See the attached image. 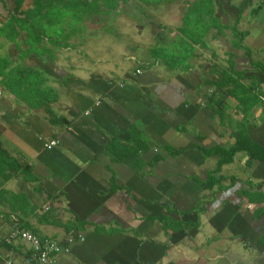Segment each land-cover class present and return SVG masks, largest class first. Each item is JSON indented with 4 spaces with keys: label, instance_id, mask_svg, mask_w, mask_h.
Here are the masks:
<instances>
[{
    "label": "crops",
    "instance_id": "1",
    "mask_svg": "<svg viewBox=\"0 0 264 264\" xmlns=\"http://www.w3.org/2000/svg\"><path fill=\"white\" fill-rule=\"evenodd\" d=\"M149 2L145 39L63 29L39 91L0 75V231L72 238L54 264H264V0Z\"/></svg>",
    "mask_w": 264,
    "mask_h": 264
},
{
    "label": "rangeland",
    "instance_id": "2",
    "mask_svg": "<svg viewBox=\"0 0 264 264\" xmlns=\"http://www.w3.org/2000/svg\"><path fill=\"white\" fill-rule=\"evenodd\" d=\"M5 1V7L7 8H12L13 7V2L11 0H4ZM31 0H26L25 1V6L29 5ZM133 2V1H132ZM179 5V4H178ZM168 5L167 3H164L162 5H152V4H145L143 6H141V8H139L138 4H134L131 3L129 4L125 10L128 11V13L125 11L124 13H115V12H111L107 13L104 12L103 14L99 13V14H92V13H85V16L83 18L82 21L80 22H76V20H74L72 18V20H68L66 21V17H64V19L59 22L62 23L61 25H58L54 28H48V33H46L47 37L49 39H57L59 43H61L63 41V38L65 36V33L62 34L63 29H65L66 31L68 30H72L75 29V27H77L78 29H82L84 31L87 30H91L93 36L95 37H99L95 34H97L98 30L103 31L104 30V45H101V48L103 49H108V47H113L115 46L116 41H120L122 42V44H126L125 42L130 40V38H128L127 35V31L128 33H130V29L126 30L124 28L121 27V25L123 26H130L132 24V26L134 27L135 22H137V26H136V30L140 33H142V35H140L141 38L145 39L147 37L146 29H142V24H143V16L142 14H140V12H143L144 15H148L149 13H153L154 15H157L156 17L158 19H164L166 20V15L168 14ZM179 9V8H178ZM0 13L5 15L6 11L2 10V7L0 6ZM180 13V10H179ZM197 13L196 9L192 10V14L195 15ZM113 15V17H112ZM141 15V19H140V23H138V19ZM175 15H177V12L175 13ZM181 15V13H180ZM125 16L129 17V19L124 18ZM71 17V16H70ZM178 20V17L176 18ZM66 21V23H64ZM68 30H67V29ZM146 28V27H145ZM124 29V30H123ZM126 30V31H125ZM125 31V32H123ZM133 32V31H132ZM200 33V37L203 39V37H205L204 34H202L201 31H198ZM52 33V34H51ZM85 34V32H84ZM91 34V35H92ZM73 34H71V36L69 37L68 43H71V41H73V38L75 37L76 40L77 37L74 35V37L72 36ZM100 37H103L102 35H100ZM47 38V39H48ZM126 40V41H125ZM79 41H81V39L79 38ZM208 41V40H206ZM51 41L50 40H45L43 41V45L40 46H36L34 47V49H29V55L26 56L27 54V50L24 47H18V45L14 42H11L9 40H6L4 37L0 36V55L10 59L9 65L10 66V70H14V68L17 66V64L19 65H29V69H33V70H40V65L41 62L45 59V57H48L49 55V51H51L54 46L52 44H50ZM208 43V42H207ZM118 42L116 43V45L118 46ZM55 45V44H54ZM173 45L169 44L168 47H172ZM46 48L48 50H46ZM52 48V49H50ZM152 48H155L154 46H152ZM174 49V46H173ZM177 51H172L171 49L168 48V55L170 56V58L179 60L182 56L183 53H181L179 48H176ZM96 52L92 51V52H87L89 55H91V57L96 58L94 60L95 62H99L100 58H103L104 60H110V61H120L123 65H127L129 62L127 60H129V58H127V55H120V54H116L114 52L111 51H105L104 53L99 52V50H95ZM147 48L146 49H140L138 48V55L142 56L141 53H144V56L147 55ZM157 51V55H159L160 53V49L156 50ZM140 52V53H139ZM179 52V53H178ZM47 53V54H46ZM175 53V54H174ZM177 53V54H176ZM21 56H26L25 59L21 60ZM18 58L21 60L19 61ZM123 59V60H122ZM0 75L2 77H7L5 79V83L6 82H10V75H12V79L15 80L16 76H18V74L15 72V70L11 73H8V71H0ZM40 74H38V76L36 75L35 72L32 73H28L26 77H22L20 78L21 81L20 83L15 82L17 85V88H21V87H26L27 89L30 90V92H34L35 90L39 91L38 88V84L35 85V83L33 82L32 84H27V82L29 80H39L40 79ZM19 78V77H18ZM12 82V81H11ZM39 82V81H38ZM32 86V87H31ZM43 89V87H42Z\"/></svg>",
    "mask_w": 264,
    "mask_h": 264
},
{
    "label": "trees",
    "instance_id": "3",
    "mask_svg": "<svg viewBox=\"0 0 264 264\" xmlns=\"http://www.w3.org/2000/svg\"><path fill=\"white\" fill-rule=\"evenodd\" d=\"M11 1L13 2V7L11 9H6L5 1L0 0L2 10L6 11L5 15L0 13V36L13 43L15 42L18 47L26 48V56H28L29 49H34L36 46L43 45V41L50 40L55 42V39H49L46 36V33H48L47 30L48 28L52 29L61 25L62 23L59 22H61L64 17H66V21L69 19L72 20L73 18L76 22H80L83 20L85 13H120L121 11H126L125 8L133 2L134 4H138L139 8H141V6L150 3L149 1L151 0H31L27 6H25L26 0ZM152 3L156 4L157 2ZM66 21L64 23H66ZM240 36L239 42H241L244 33ZM26 56H21V60L25 59ZM18 60L21 61L19 58ZM9 62L10 59L0 55V71H6ZM14 70L18 76L13 80L12 75H10V81L18 83L21 81L20 78L26 77L28 73L33 72L31 69L29 70L21 67L18 64ZM14 70H10L11 73ZM35 81L29 80L27 84H32L34 82L35 85L38 84L39 86L40 79L37 80L39 82ZM242 149L247 151L250 150L247 145L237 141L236 144L231 146L228 151H224V153L231 158L236 151ZM249 153L250 156L258 157L254 150H250ZM213 182L214 181H212V183ZM206 185H209L208 182ZM62 242L65 243V240Z\"/></svg>",
    "mask_w": 264,
    "mask_h": 264
},
{
    "label": "built area",
    "instance_id": "4",
    "mask_svg": "<svg viewBox=\"0 0 264 264\" xmlns=\"http://www.w3.org/2000/svg\"><path fill=\"white\" fill-rule=\"evenodd\" d=\"M56 142H49V146L54 145ZM63 241V240H62ZM54 237H39L29 230L12 227L7 232L0 231V244H16L24 243L27 248V256L22 260L12 262L11 264H54L53 259L60 253L68 252L69 242L72 238H66L65 243Z\"/></svg>",
    "mask_w": 264,
    "mask_h": 264
}]
</instances>
